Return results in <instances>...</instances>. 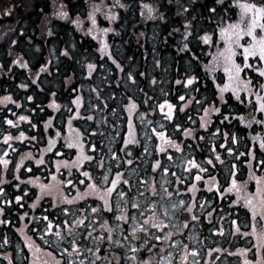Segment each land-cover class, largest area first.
<instances>
[{
    "label": "trees",
    "instance_id": "obj_1",
    "mask_svg": "<svg viewBox=\"0 0 264 264\" xmlns=\"http://www.w3.org/2000/svg\"><path fill=\"white\" fill-rule=\"evenodd\" d=\"M119 2L124 7L117 0L86 3L83 0H0V98L11 96V100H0V157L8 161L7 166L0 164L3 244L19 242L22 245L24 258L20 264L26 260L47 264L50 260L43 258V253H52L58 260L57 250L41 239V231L37 229L45 228V223L37 218L48 216L55 224L60 221L64 207L78 212H91V208L97 207L98 212L88 220V224L96 220V227L105 236L104 244L96 253L115 260L114 252H105L108 239L102 225L106 221L109 226L113 221L122 223L123 234L129 233L128 237L134 239L126 222L117 219V213L122 214L117 209L128 217L136 209L131 207L133 196L140 198L143 188L148 207L143 223L155 214L153 223L171 226L152 229L151 235L144 238L139 233L142 252L129 251L130 258L142 255L145 264H163L160 255H165L168 264H244L245 260L250 264H264V249L258 251L257 242V235L264 234V219H261L264 210L259 207L257 192L258 187L264 188V147L261 146L264 112L258 110L256 100L262 94L260 85H264V77H259L254 70L258 65L264 67V63L258 57L250 58L253 67L241 72L238 93L232 85L221 93L220 88L228 83V75L223 65L214 60L218 48L224 46L219 29L239 20V4H259L264 0ZM145 5L154 9L152 16L148 15ZM97 8L99 11H95ZM184 8L189 11L184 12ZM212 8L216 10L214 14L209 12ZM61 10L67 11L68 17L56 14ZM88 12L93 13L96 24L91 23V32L89 29L83 32L73 21L87 22ZM110 13L116 15L115 20H109ZM186 21L192 24L196 38L207 33L214 42L197 44L194 39L189 45L190 52L179 51ZM246 21L247 17L245 24ZM105 28L112 31H98ZM256 32L264 34L260 29ZM102 41L107 44L103 52ZM250 41L251 37L244 36L240 42L246 46ZM65 49L69 50L68 56L63 55ZM18 57L28 66L13 64ZM234 59L244 67L243 48H236ZM88 63L96 65L91 76L87 72ZM45 64L47 70L41 71ZM129 73L135 82L128 79ZM69 76L74 77L71 83L67 82ZM191 76L197 79L185 86L184 82ZM177 80L181 83L177 84ZM76 96L80 97L79 106L72 103ZM129 96L137 104L131 114V127L126 109ZM180 96L186 97L184 102L179 100ZM165 99L177 105L175 123L166 119V107L164 112L158 107ZM53 101L59 107H50ZM213 107L220 111H210L205 127H201L204 109ZM21 116L28 119L22 121ZM90 116L92 119H88ZM7 120H12L13 125L7 124ZM176 124L181 127L176 128ZM153 128L164 131L180 149L164 143ZM183 129H189L192 135L185 136ZM21 132L24 138L17 139ZM5 135L11 137L7 143ZM76 137L81 146L68 147L69 143L75 144ZM125 139H129V144H125ZM50 140L54 143L50 144ZM158 145L165 150L160 152ZM81 152L93 160L84 161L79 167L72 166ZM140 156L143 158L139 160ZM36 160L42 163L37 164ZM156 161L160 165L153 169ZM189 161L195 163L189 164ZM164 168L169 171L164 172ZM82 171H88L100 189L111 186V179L117 173L130 182L121 183L119 191H113L108 197L112 211L102 207L103 201L98 195L73 199L77 191L83 193L88 188ZM198 174L200 180L196 179ZM105 176L109 178L107 181ZM257 177L261 178L259 185ZM69 178L74 186L64 184L51 194L40 188L41 184L59 186ZM80 180L86 182L80 184ZM233 180L240 191H225ZM121 191L125 193L124 198L119 196ZM61 192L73 202H58L53 208ZM168 192L172 193L170 198ZM253 194L257 196L255 220L244 199L233 203ZM18 196L20 200L16 199ZM161 198L164 208L158 205ZM179 200L184 203L176 204L169 211L171 214L165 216L166 206ZM189 205L192 212L187 211ZM193 215L198 217L196 221L191 219ZM170 216L174 217L173 221H169ZM237 219L242 225L240 234H234L235 227L231 224ZM186 221L187 227H184ZM157 234L168 238L163 242L154 240ZM145 238L148 243L144 242ZM244 249L248 251L245 253Z\"/></svg>",
    "mask_w": 264,
    "mask_h": 264
},
{
    "label": "snow or ice",
    "instance_id": "obj_2",
    "mask_svg": "<svg viewBox=\"0 0 264 264\" xmlns=\"http://www.w3.org/2000/svg\"><path fill=\"white\" fill-rule=\"evenodd\" d=\"M219 2V0H218ZM117 4L120 7H124L123 4H120L119 0H117ZM145 8L148 9V15L152 16V13L154 11V9L150 6V5H145ZM239 8H240V17L239 20L236 23H232L229 22L228 24H226L223 27H220L219 31L221 34V41L223 42V48H218L216 55L214 56V60L216 61V63L218 65H223L224 68V72L228 75V83H225L223 88H220L221 93H223L224 91H226L230 85L234 86L233 87V91L235 93H238L240 85L242 83L241 81V72L243 70L246 69H251L253 66L249 63V59L250 58H256L258 57L259 61L261 63H264V34H260L258 35L256 30L260 29L262 33H264V3H240L239 4ZM61 9H63V5H61ZM95 11H99V9H95ZM184 12H188L189 9L188 8H184L183 9ZM215 8L209 9L210 13H215ZM58 16L62 17V18H66L68 17V12L67 11H59L58 13H56ZM90 17H91V23L93 26H95L96 24V20L95 17L93 15V13H90ZM247 17V21L245 24V18ZM109 20H115L116 19V15L114 13H110L109 14ZM161 19H163L164 17L161 16ZM74 24H79L78 20L73 21ZM243 25V26H242ZM92 29H89V32H91ZM98 31L107 33L109 31H112V29L110 28H105V29H98ZM49 35H51V30H49ZM143 35V34H142ZM244 36H248L251 37V41L248 45H243L241 44V38ZM195 39V42L197 44L199 43H203L205 45H208L210 43H213L214 40L212 37H210L207 33H204L203 35L199 36L198 38H196L194 36L193 30H192V24L190 22H185L184 24V32H183V36H182V47L179 48V51L181 52H190L191 49L189 47V45L191 43H193V40ZM221 41H216V43H220ZM13 43L15 44L16 41H13ZM240 47L243 48V58H244V67L242 68V66L240 64H237L234 57L236 55V48ZM107 50V44L104 43L103 41L101 42V51H106ZM63 55L64 56H68L69 55V50L65 49L63 51ZM193 57L194 58H198L196 57L195 53H193ZM17 63H21L20 62V58L18 57L16 60H13V64H17ZM27 62L21 63V67H27ZM119 66V65H118ZM48 68V65H42L41 66V71H46ZM96 69V65L93 63H88L87 64V72L88 75L91 76L93 74V71ZM259 77H264V67H260L259 65L254 69ZM37 75H39V73H37ZM141 75H143V73H141ZM73 76H69L67 77V82L71 83V81L73 80ZM129 80L134 81V77L132 76L131 73H129L128 76ZM197 79V77L195 76H191L189 77L184 83L185 86L187 85H192L194 83V81ZM35 83V81H33ZM155 82V81H153ZM177 84H180L181 81L177 80L176 81ZM243 83H247V82H243ZM21 87H27L26 84H21ZM260 90H261V95H257L256 100L258 103V110L264 112V85H260ZM76 89H73V92H75ZM239 98V97H238ZM29 100L32 99L31 96L28 97ZM186 99L185 96H180L179 100L181 102H184ZM0 100L2 101H8L11 100V96H6L3 98H0ZM79 101H80V97L76 96L75 99L72 101V103L77 104V106H79ZM148 100H145V103H147ZM50 107H59V105L55 104V101L52 102V104L50 105ZM158 107L160 109L161 112H164L165 107L167 108V113H166V119L173 121V123H175L174 120V109H176L177 105H174L172 103H170L167 99L163 100L162 103L158 104ZM126 109L129 113V126L131 127L132 124V118H131V114L137 109V104L134 101V99L129 96L128 97V103L126 105ZM180 111H184L183 108L179 109ZM219 112L220 109L213 107L212 109H204V117H202V123H201V127H205L206 125V120L205 118L208 117L209 112ZM20 120H27L28 117L26 116H21L19 117ZM71 119V117H70ZM88 119H92V117H88ZM225 119H228V117H225ZM7 124L9 125H13V121L12 120H7L6 121ZM181 126L179 124H176V128H180ZM185 136H191L192 132L189 129H183ZM217 131H219V129H217ZM153 132L155 133V135L159 138H161V140L166 143V144H171L172 146H174L177 150L180 149L179 144H176L174 141H171L168 139V137L166 136V133L164 131H157L155 128H153ZM57 135H59V133H57ZM227 135V133L225 134ZM11 137L8 135L4 136V142L7 143L8 140ZM24 138V133L21 132L19 137H17V139H23ZM34 139V138H33ZM129 139H125V144H129ZM132 142L134 141V138L132 140ZM233 142H235V137H233ZM50 144L54 143L53 141H49ZM68 147H74V146H81L80 145V141L79 138L76 137L75 138V144L73 143H69L67 145ZM262 147H264V142H262L261 144ZM93 150L95 149V145L92 146ZM158 150L160 152H163L165 149L162 146H157ZM221 147H224V145H221ZM50 150V149H49ZM232 150L229 149V152H231ZM5 155H7V153H5ZM30 155V153H29ZM59 155V153H58ZM113 155H115V153H113ZM216 159H219V156L216 157ZM93 160L92 156H87L84 155L83 152H81V154L78 156L77 160L73 162L72 166L75 167H79L80 164H82L84 161H91ZM23 162V160H21V163ZM37 164H41L42 160H36ZM129 164L132 163L131 160L128 161ZM194 161H189V164H194ZM208 163L211 164L212 160H208ZM0 164H3L5 166H7L8 161L6 159H4L3 157H0ZM160 165V161H156V163L153 165V169L157 168ZM65 166L69 167L68 163L65 162ZM196 167H199V165H195ZM20 167V164H17V168ZM169 169L164 168V172H168ZM201 172L204 171V169H200ZM81 175L83 177L86 178V180L88 181V188L85 189V191L83 193H80L79 191H77V195L76 197H74L73 199L75 200H79V199H83L84 197L90 196V195H98V199L103 201V208L107 209V211H112V208L110 206V202L108 197H110L113 194L114 189L116 188V185L118 183L121 182L120 180V173L116 174L117 178L111 179V186H105L104 188L100 189L97 187V184L92 182V177L91 174L88 171H82ZM53 179H55V176H53ZM109 178L107 176L104 177V180L107 181ZM197 180H200L201 177L198 174L196 176ZM257 184L259 185L261 183V178L257 177ZM86 181L85 180H80V184H84ZM124 184H128L130 183L127 180H123L122 181ZM64 184L67 185H73V180L71 178H69L67 181H61L59 186L57 185H51V184H41L40 188L42 190V192L51 194L53 191H57L58 187H62ZM74 186V185H73ZM213 187H215V185H213ZM211 190V189H210ZM240 191L239 188H237L236 186V182L235 180H233L232 186L229 189H226L225 191ZM0 191H3V189H0ZM153 192H155V188H153ZM257 192L259 194V207L264 210V188H259L257 189ZM172 195L171 192L167 193V196L170 198ZM221 195H223V193H221ZM119 196L121 198L125 197V193L123 191H121L119 193ZM17 200H20L21 198L18 196L16 197ZM39 199V197H38ZM239 199H244L245 204L247 205V207L251 210L252 212V216L253 219L255 220L257 218V211H256V207H257V196L255 194H253L251 196V198H247V197H241L238 198L237 201H233L234 204L238 203ZM66 201L68 204H71L73 202L72 199H68L67 196H65L62 192L58 193V197H57V202L53 203V208H56L58 206V202L62 203ZM181 204H183L184 202L181 201ZM35 205H33L34 207ZM132 208H138L139 206L136 204H132L131 205ZM149 207L151 208L152 205H149ZM177 207V205L173 204L171 205L172 209H175ZM118 211H121L122 214L119 215L117 217L118 220L120 221H124L126 218L128 219H134V217L128 216L126 217L123 214V210L121 209H117ZM193 208L191 205L187 206V211L188 212H192ZM65 216L67 217L69 215V209L67 207H65L63 209ZM91 212L93 214H96L98 212V208L97 207H93L91 208ZM144 215V214H141ZM168 215V210L165 209V216ZM211 215V213L209 214ZM37 219L42 220V222L45 223V228L44 230H40L39 228L37 229V231H41V235L42 236H47L49 233H52L54 229H61V231H55V236L58 240L63 241L65 239V236L63 234V229H67L68 230V237H72L75 234V230L78 229L81 225L85 226L86 228H91L92 225L87 223V218L85 219H80V218H75L72 220H68L65 219L62 223H53L52 220L49 219L48 216H43V217H39ZM155 219V214H153V217L151 219H145L143 224H140L138 227H133L131 229L132 232V237H136L138 235V233L143 232V233H147L148 235H151V230L152 229H156V228H161V227H169L171 225H161V224H157V223H153V220ZM191 219L193 221H196L198 219V217H196L195 215H193L191 217ZM223 219V218H221ZM261 219H264V216L261 217ZM231 224L235 227V233L234 234H240L241 233V228L242 225L239 223V220H232ZM103 228L106 229L107 232V239L109 241H111L113 239V227L109 226L108 222L106 221L104 225H102ZM184 227H187V221L184 224ZM95 229H93L94 231ZM214 231H221L222 229H214ZM252 231L255 234L256 232V225L253 224L252 225ZM244 235H248L247 232L243 233ZM168 236H172V233H168ZM91 237V233H89V238ZM167 236H161L159 234H157L155 237H153L154 240L157 241H161L163 242L164 239H167ZM124 240H129L131 239V237L125 236L123 237ZM47 242V241H46ZM121 241H117V243H120ZM145 243H148L149 241L147 240V238H145ZM257 242H258V251L260 249H264V234L261 235H257ZM172 243H175V241L173 240ZM187 247V246H185ZM37 252L40 251V249L37 247L36 249ZM91 251V250H89ZM131 251L133 253H135L136 249L133 248L131 249ZM245 253L248 251V249H244L243 250ZM64 253H69V249L68 248H64L63 249ZM71 254H75L76 256H78L79 253V243L76 239H71ZM196 253L193 252V255H195ZM49 255H52V253H49ZM186 259V257H185ZM25 264H35V261H27L25 262ZM56 264H59V261L56 262ZM68 264H71V260L68 262ZM81 264H84L83 261H81ZM244 264H250L249 261L245 260Z\"/></svg>",
    "mask_w": 264,
    "mask_h": 264
},
{
    "label": "rangeland",
    "instance_id": "obj_3",
    "mask_svg": "<svg viewBox=\"0 0 264 264\" xmlns=\"http://www.w3.org/2000/svg\"><path fill=\"white\" fill-rule=\"evenodd\" d=\"M85 3L86 2H90V1H96V0H83ZM90 13L88 12V14H86V19L87 22L82 21L81 23H79L78 27L79 29H81L83 32H86L90 27H91V17H90ZM143 157L140 156L139 160L142 159ZM126 172V171H125ZM124 172V173H125ZM130 173H127V175ZM114 178H117L116 175L114 174ZM113 178V179H114ZM121 182L118 183L116 185V188L114 189V191H119L118 187L121 185V183H123L122 181L124 180L123 178H120ZM163 181V180H162ZM161 186V185H159ZM140 192H143L142 196L140 198H137L136 196L132 198L133 200V204L138 205L139 207L136 208L134 211H130L128 213V216L134 217V219H128L126 218L124 220V222H126V224L128 225V230L129 232H131V229L133 227H138L140 224H143L142 221V217H144L147 213V202H146V197L144 194V189H140ZM181 201H177L175 203L182 205L180 203ZM172 205L174 204L173 202L171 203ZM159 207H163L164 208V201L161 199H159L158 202ZM168 210V214L169 211L172 209L171 206H166V208ZM62 217L60 219V221H58L57 223H62L65 219L68 220H72L75 218H80V219H85L87 218V223L88 220L93 216V213L90 211L87 212H78L76 209H71L69 208V215L66 217L64 214V211L62 210ZM119 216L120 214L117 213ZM144 214V215H141ZM169 216V215H168ZM116 218V217H115ZM174 217L170 216L169 217V221H173ZM96 220H94V224L91 223L92 227L91 228H86L85 226L81 225L78 229L75 230V234L72 237H68L67 233L68 230L65 228L63 229V234L65 236V239L63 241H60L56 238L55 236V231H61V229H54L52 233H49L47 236H43V238L47 241V243L49 245H51L55 250H63L64 247L69 249V253H71V239H76L79 243V255L76 256L75 254H69L67 255V259L68 261L71 260V264H81V261L84 262V264H145V261L142 258V255H140L139 257H135V258H130V252L131 249L135 248V254L136 253H141V248L142 246L140 245V236H136L134 237V239H129V240H124L123 237L128 236L129 233H125L123 234L122 231V223H118V222H112V227L115 231H113V239L111 241L107 240V242H105V252H109L115 253V258L117 259H113L111 256H105L104 254H98L96 253L98 250V247H102V245L104 244V239L105 236L102 233V231L99 229V227L97 226V222L95 223ZM93 229H95L93 231ZM44 230V227L41 228V231ZM89 233H91V237L89 238ZM139 234V233H138ZM141 234V238H144L147 233H143L140 232ZM132 235V232H131ZM117 241H121L120 243H117ZM114 248V249H111ZM117 249V250H116ZM91 250V251H89ZM3 254L6 255H13L15 260H21L22 259V254H21V250H20V245L16 244V246H14V248L12 250H4ZM50 257L49 254H42L43 258H47ZM161 259L160 261L163 264H168L167 263V258L165 257V255H160ZM115 263H113V261ZM3 264V262H2ZM183 264H186L185 262Z\"/></svg>",
    "mask_w": 264,
    "mask_h": 264
},
{
    "label": "bare ground",
    "instance_id": "obj_4",
    "mask_svg": "<svg viewBox=\"0 0 264 264\" xmlns=\"http://www.w3.org/2000/svg\"><path fill=\"white\" fill-rule=\"evenodd\" d=\"M16 244H19L20 247L22 246L19 242H13V243H9V244L6 243L5 245L2 244L1 246H2V248L5 249V250H7V249L12 250V249L14 248V246H16Z\"/></svg>",
    "mask_w": 264,
    "mask_h": 264
},
{
    "label": "flooded vegetation",
    "instance_id": "obj_5",
    "mask_svg": "<svg viewBox=\"0 0 264 264\" xmlns=\"http://www.w3.org/2000/svg\"><path fill=\"white\" fill-rule=\"evenodd\" d=\"M0 250H1V248H0ZM1 254V253H0Z\"/></svg>",
    "mask_w": 264,
    "mask_h": 264
}]
</instances>
